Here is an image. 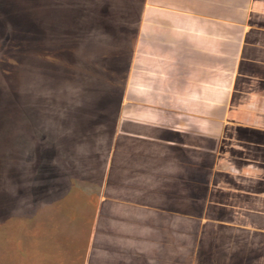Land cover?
<instances>
[{
  "label": "rangeland",
  "instance_id": "374dc122",
  "mask_svg": "<svg viewBox=\"0 0 264 264\" xmlns=\"http://www.w3.org/2000/svg\"><path fill=\"white\" fill-rule=\"evenodd\" d=\"M142 2L0 0V264H264V84L236 112L259 130L202 141L209 170L221 155L207 183L198 165L124 166L149 131L121 103ZM144 179L156 204L134 243L106 218Z\"/></svg>",
  "mask_w": 264,
  "mask_h": 264
},
{
  "label": "crops",
  "instance_id": "0c3cea01",
  "mask_svg": "<svg viewBox=\"0 0 264 264\" xmlns=\"http://www.w3.org/2000/svg\"><path fill=\"white\" fill-rule=\"evenodd\" d=\"M260 34L264 37V0H143L121 103L143 111L141 123L149 131L126 133L135 141L132 147L120 145V153L129 156L123 165L142 166L137 175H147L145 166L198 165L207 183L221 155L214 150L209 170L202 160V141L224 140L225 125L259 130L257 122H252L255 116L243 119L236 112L244 105L242 94L264 84ZM260 118L264 120V115ZM242 156L250 162L248 152ZM233 168L240 173L236 178H245L243 186L261 185L253 169ZM233 168L222 171L232 175ZM144 180L134 185L145 192L132 190L120 197L126 209L119 208L118 215L108 213L106 218L110 224L118 223L119 232L124 231L122 236L131 241L141 239L143 226L146 230L151 226L148 217L156 204L153 184ZM125 226L134 227L136 234L122 230Z\"/></svg>",
  "mask_w": 264,
  "mask_h": 264
}]
</instances>
